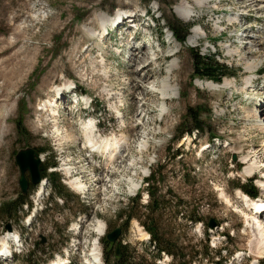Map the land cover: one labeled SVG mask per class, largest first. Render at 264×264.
I'll list each match as a JSON object with an SVG mask.
<instances>
[{
    "label": "rangeland",
    "instance_id": "obj_1",
    "mask_svg": "<svg viewBox=\"0 0 264 264\" xmlns=\"http://www.w3.org/2000/svg\"><path fill=\"white\" fill-rule=\"evenodd\" d=\"M189 1L194 3L193 15L183 20L176 14L181 0H0V37L12 42L17 35L14 49H21V57L32 58L10 105L4 107H11V113L3 123L7 135L0 151V207L20 194L15 154L21 148L41 150V166H46L47 173L55 171L61 183L55 189L43 178V191L32 187L11 216L0 210V264H50L55 252L67 264H85L79 254H90L96 238L100 264H106V255L109 260L117 256L116 246L132 262L141 264H264V239L247 221L252 219L251 207L250 214L243 208L245 197L238 185L252 178L259 200L264 199L260 181L264 176V132L255 126L259 121L252 122L249 116L253 109L264 107V16L257 20L250 7H237L236 0ZM119 14L133 15L134 20L126 24L121 20L114 26L119 29L101 32ZM134 27L140 29L139 35L132 31V43L123 47L126 31ZM174 29L183 36L182 42L173 36ZM249 29L256 35L255 41L261 42L255 46L258 52L246 57L248 61L262 60L256 74L244 72L237 56L225 55L224 49L234 50L242 41L254 40L245 37ZM194 30L198 34L188 41ZM144 43L151 47L145 48ZM137 45L149 57L158 49L179 50V56L161 61L163 72L158 79L165 76L167 64H178V59L180 75L178 82L171 83V102L157 100L146 108L137 101L135 113L128 90L133 62L128 57ZM195 51L214 55L232 68L234 76L222 80H235L234 87H200L198 82L206 79L193 78ZM249 76H253V84L242 90L243 80ZM104 90L114 94V99L103 95ZM45 107L49 109L43 110ZM195 116L202 126L198 131L191 130ZM130 118L131 123L141 122L142 126L141 135L128 142V133L119 128ZM261 119L262 123L264 117ZM95 122L99 136L116 137L117 154L126 158V164L117 167L120 177L112 176L115 180L107 188L93 180L107 154L86 161L83 156L87 153L74 146L73 131L94 129ZM154 131L159 132L154 136ZM56 132L61 135L59 141ZM212 134L217 139L210 140ZM127 143L130 147L125 149ZM240 149L254 153L249 162L257 165L250 174L254 176L242 169ZM67 158L84 171L86 189L82 192L66 183L71 179L62 169ZM137 182L134 189L131 185ZM211 219L213 227L209 226ZM258 220L264 222V218ZM7 223L11 231L5 228ZM97 224L102 235L93 230ZM147 227L180 262L165 251L157 255ZM115 228H120V235L113 242L107 240L106 235ZM6 237L19 241L5 242ZM4 250L5 258L1 257Z\"/></svg>",
    "mask_w": 264,
    "mask_h": 264
},
{
    "label": "bare ground",
    "instance_id": "obj_2",
    "mask_svg": "<svg viewBox=\"0 0 264 264\" xmlns=\"http://www.w3.org/2000/svg\"><path fill=\"white\" fill-rule=\"evenodd\" d=\"M181 1H182V6L176 14L179 18H181L183 20H188L193 15L192 14V7H193L194 3L192 1L190 2L189 0H181ZM236 1L238 3L236 5L237 7H250V11H253L256 13L257 20H260V18L262 16H264V0H236ZM198 3H200V2H198ZM258 3H259V5L255 6ZM132 16L133 15H129V17H131V19H132ZM119 17L120 16H118L115 20H117ZM122 17L123 18L120 19V21L124 20L123 24H126L128 21L125 22L124 16H122ZM120 21H118V22H120ZM118 22H116V24ZM116 24H115V26H116ZM104 28L102 27L101 32H104V30L107 29L106 26ZM138 29H132L129 32L126 31L124 38H123V39H125V41L123 42V47L124 46L125 47L130 46V44L132 43V41H131L132 35L135 34V32H132V31H136V30L139 31ZM196 34H198V31H196V30L192 31V33L188 35V41L194 39V37H196ZM246 36L253 37L254 40H252V41L244 40L241 42L240 46L237 49L235 48L234 50L230 49L229 47L224 48L225 49V55L237 56V63L244 67V72L256 74L258 67L261 64L262 60L248 61L246 59V57L253 55L254 53H257L258 49H256L255 46L257 44H261V42L255 41L256 35L251 34V29H249L248 33L245 34V37ZM17 37L18 36L16 35L15 40H17ZM6 39L0 37V151L4 146L5 137L7 135V128H6L7 126H5L3 123H4V120H6L9 117L10 114H8V113H11V111H10L11 107H8V109L6 108L5 110H4V107H6L5 105H7V104L10 105V100L12 99L11 97H12L13 93L20 86V79L22 78V73H23L24 69L28 68L32 63L31 56L26 57V56H28V55H26V56L21 57L20 56L21 54L19 52L20 48L14 49L16 47L17 41L12 40V42H8V41H6ZM137 40H138V38H137ZM147 54H148V52L146 50H144L140 45H137L135 47V52L131 53V55H129V57H128L129 61L131 63L133 62L132 63L133 65L132 64L130 65L131 69L128 73L129 74V84H130V88H131L128 90L129 91L131 90V98H132V106L131 107H133V110L135 111V113H137V111L139 110V109L137 110L138 106H136L137 101H140L141 106L146 107V108H149L152 105V103L156 102L157 100H160L164 103L171 102V99H170L171 97L169 95L171 92V88H170L171 83H172V81L178 82V78H176V77H179V75H180V70H179L180 65H179V59H178V64L170 61L167 64L166 69H164L165 70V76H162V78L158 79L159 76L161 77V73L163 72L162 68L160 67L161 61H163L169 57L179 56V50L175 49V50L166 51L164 49H158L156 51L155 56H153V57H151L152 55L149 57L148 56L149 54L148 55ZM137 77H139V79ZM253 80H254L253 76L252 77H250V76L246 77L243 80L242 90L252 86L251 84H253ZM198 85L200 87L206 88L208 90H213V89H218V88H221L223 90V89H226L228 87L229 88L234 87L235 80L224 79L219 83L213 82L210 80H204V81H199ZM102 94L107 95L109 99L110 98L114 99L113 98L114 94L108 95L106 90H104L102 92ZM130 104H131V102H130ZM52 106H54V105H51V108H53ZM48 109L49 108L45 107L43 110H48ZM111 109H114V105L112 106ZM258 112L260 115L258 114ZM249 116L252 117V119H251L252 122L259 121L257 124L255 123V126H257L256 127L257 129L264 132V121L262 123L260 122L262 120L261 118L264 117V107H262V109L259 111H256V109L255 110L253 109V112H251V114ZM131 121H132V119L130 121L122 123L123 124L122 127L119 128V130L124 131V133L125 132L128 133V135L125 134L128 142H129V139L131 137H135L136 135L139 134V131H140L139 127L142 126V125L139 126V124H141V122L133 124V123H131ZM143 123L145 124V122H143ZM92 126H94V125H92ZM83 131L85 133L84 132L80 133L79 131H76V130L73 131V135L76 136L75 137L76 143H74V146L79 147L81 149L82 153H87L88 156H86V155L83 156L84 160H86V161L88 160V158H91V159H94L95 157L101 158L103 154H107V157L105 158L104 162L101 165H99L97 177H95V179H93L97 184L99 183L101 186H106V188H107L108 187L107 183L110 181H113L114 176H116V177L118 176L117 167L120 166V164H122V163L126 164V162H125L126 158L123 157L122 155L117 154V150H118L117 145H118L119 141L116 139V137L114 135H110V136H106V137L99 136V135H101V133L100 132H99L100 134L98 133L96 126H94V129L89 126L85 129H83ZM158 132L154 131L153 132L154 136H155V134H158ZM141 133H142V131H141ZM139 135H141V134H139ZM59 136H61V135L58 132H56L55 138L57 140H58ZM59 139H60V137H59ZM263 144H264V142H263ZM84 145H86V146H84ZM126 146L127 147L125 149H128L130 147L129 143H127ZM240 150H239V153L241 154L240 158L244 162L242 169L244 168L245 173L247 175H249V174L254 172L255 168H257V165L255 163L254 164L249 163L250 160L253 158L254 153H252L251 151H246V150L242 151V149H240ZM70 161H72V159L67 158L62 163V166H63L62 169L64 171L63 172L64 175L66 177H71V179L66 180V183L74 191L82 192L86 189V181L83 179L84 175L81 174L82 172L84 173V171L81 169L82 167L79 166V164L76 165L73 163V165H71L69 163ZM133 163H134V161H131V163H129V165H132ZM1 166H2V162L0 161V167ZM0 170H1V168H0ZM76 174H78V175L81 174V175H80V177H78V176L76 177L75 176ZM2 177H3V175L0 172V180H2ZM118 177H120V176H118ZM117 179H119V181H120V178H117ZM263 184H264V182L261 183V185H263ZM137 185H138V182L136 184L131 185V186L135 189L137 187ZM40 186H42V183H39L38 187H40ZM263 191H264V189H263ZM221 193L226 198V201L231 203V199L226 194L224 195V193H225L224 190H221ZM243 201L248 203L247 205H244V207L247 209H248V207L250 208V205H252V207H254V208L260 207V210H261L260 215L257 216L256 214L251 212L250 216L252 217V219L250 220V218H249L247 221L251 225L252 230L255 233H257L261 239L262 238L264 239V222L258 220L259 218H264V208L261 209V207H264V202H262V201H264V199L262 201H257L256 203L254 202V203L250 204L249 200L245 196ZM93 230H94V232L97 233V235L103 234V229H102L101 225H99V224H97L96 227L93 228ZM7 239L9 240V238L6 237L3 239V241L7 242ZM92 244H93V248H91L92 252L90 251L91 252L90 254H88L89 253L88 252L87 253L88 255L87 254L81 255L80 259L82 258V261L85 264H100V262H101L100 258L98 257V255H96V254H99L98 253L99 251L98 252L96 251V249H97V247H96L97 238L92 242ZM77 245H78L77 243H76V245H74L75 248ZM4 252H5V250L2 251L1 257L5 258ZM66 254H68V253H66ZM63 262H64L63 257L59 256L58 262L57 263L55 262L52 264H62Z\"/></svg>",
    "mask_w": 264,
    "mask_h": 264
},
{
    "label": "trees",
    "instance_id": "obj_3",
    "mask_svg": "<svg viewBox=\"0 0 264 264\" xmlns=\"http://www.w3.org/2000/svg\"><path fill=\"white\" fill-rule=\"evenodd\" d=\"M190 24L185 25V27H189ZM173 36L176 40L182 41L183 36L180 35V32L174 29ZM193 70H194V77L193 78H204L206 80L210 81H220L223 77L233 75L235 72L232 70V68L228 67L225 63L219 62L214 55L210 56H202L199 51H195L193 53ZM218 83V82H217ZM194 126L191 130H201L202 126L201 124H198L197 122V116L194 117ZM190 130V131H191ZM41 152V150H39ZM54 165V164H53ZM41 173L43 177H47L48 180L53 184L54 188L60 187L61 183L59 182L58 177L56 176V172H46V166H41ZM238 185L248 194L255 196L257 195V188L252 183V180H247V184L238 182ZM25 197L22 194H18L17 199L3 202L0 210L2 214L5 216H11V213L16 210L17 205H21L25 201ZM130 214L127 215V218H130ZM148 232L152 235L153 239L155 240V244L153 245L154 249H156L157 255L160 254L161 251H165L168 254L173 255V258L176 257L179 261L178 255L175 252H172L170 247L166 245H161V242L159 240V237L157 236L156 232L153 229H150L147 227ZM109 256L106 255L105 263L106 264H141L132 262L130 258L127 257L125 252L122 250L120 251V255L114 256L113 260H109ZM177 262V263H178ZM143 264V263H142ZM180 264V263H179Z\"/></svg>",
    "mask_w": 264,
    "mask_h": 264
},
{
    "label": "water",
    "instance_id": "obj_4",
    "mask_svg": "<svg viewBox=\"0 0 264 264\" xmlns=\"http://www.w3.org/2000/svg\"><path fill=\"white\" fill-rule=\"evenodd\" d=\"M15 162L19 169L18 176V185L20 189V193L22 195H26L29 191V187L31 185H37L42 178L41 173V164L42 160L40 158V152L37 148L27 146L18 150L15 154ZM26 172H28L29 177L26 176ZM215 225V221L213 219L210 220L209 226L213 227ZM5 228L8 231H11V226L9 223L5 225ZM120 228H115L111 232L106 235L107 240L115 241L120 235ZM42 238L41 241H43ZM115 253L119 254V247H115Z\"/></svg>",
    "mask_w": 264,
    "mask_h": 264
}]
</instances>
